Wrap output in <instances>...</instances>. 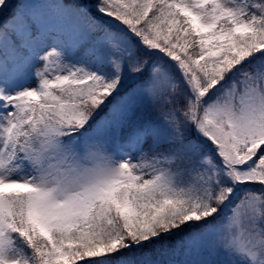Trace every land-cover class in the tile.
Returning a JSON list of instances; mask_svg holds the SVG:
<instances>
[{"label": "snow or ice", "instance_id": "snow-or-ice-1", "mask_svg": "<svg viewBox=\"0 0 264 264\" xmlns=\"http://www.w3.org/2000/svg\"><path fill=\"white\" fill-rule=\"evenodd\" d=\"M0 264H264V0H0Z\"/></svg>", "mask_w": 264, "mask_h": 264}]
</instances>
